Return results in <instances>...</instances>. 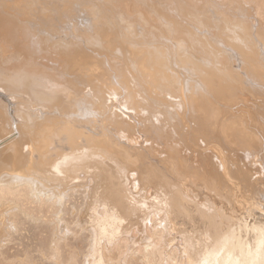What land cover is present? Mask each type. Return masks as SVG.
<instances>
[{"label":"bare ground","instance_id":"6f19581e","mask_svg":"<svg viewBox=\"0 0 264 264\" xmlns=\"http://www.w3.org/2000/svg\"><path fill=\"white\" fill-rule=\"evenodd\" d=\"M261 227L264 0H0L1 262L259 264Z\"/></svg>","mask_w":264,"mask_h":264},{"label":"rangeland","instance_id":"374dc122","mask_svg":"<svg viewBox=\"0 0 264 264\" xmlns=\"http://www.w3.org/2000/svg\"><path fill=\"white\" fill-rule=\"evenodd\" d=\"M97 47H98V46H97ZM96 51L98 52V49H96ZM201 189H202L201 191L204 190V192H205V189H203V188H201ZM79 196H81V195L78 194L77 197H79ZM203 196H204V195H203ZM75 197H76V195H74V199L72 200V198H71L72 201H71V200H70V201H71V202H75V201L78 200V201L75 202V203H76V204H80L81 201H82V200H80V197H79V198H77V197L75 198ZM81 199H82V198H81ZM79 200H80V201H79ZM81 206H82V205H81ZM26 224L29 225V226L26 225L29 229H31V227L33 226L32 224H29V223H26ZM30 225H31V226H30ZM44 226H45V225H44ZM33 227H34V226H33ZM33 227H32V228H33ZM35 228H36V229H35ZM35 228H33V232H32V229H31L30 231H28V230H29V229H28V230L26 231L28 234L24 231V233H23L22 236H21V239H22V240H19V243H18L17 240H15V242L12 241L13 243H12V242H9V243L7 244V247L5 246V247L3 248V250L6 251L7 253H9V252H10V253H11V252L13 253L14 251H19V252H20V251H22V249H24V248L26 247L27 244L35 243L36 240H37L36 242H39V241H42V242H43V241H45L46 238H47L46 235H48L49 233L46 232L45 235H39V230H40V229H37V227H35ZM34 229H35V230H34ZM36 230H37L38 233H36ZM34 231H35V233H34ZM30 232H32L31 234H32L33 238H32V236L30 235ZM78 232H79V231H78ZM78 232H77V240H79V238H81V239H82V243L80 242L81 239H80L79 241L76 240V242H77L79 245H81L80 248H81L82 250L85 251V250H86L85 248H86V246H87L86 244H87V242H88V241H86V240L89 239V237H88V235H87L88 233H87L86 231H85L86 233H85V232L81 233V231H80L79 233H78ZM25 234H26V235H25ZM81 234H82V235H81ZM23 235H24V236H23ZM28 235H29V237H27ZM83 235H85V236H83ZM69 236H70L69 238H71V239H69V241L73 240V238L71 237V235H69ZM78 236H80V237H78ZM81 236H82L84 239H83ZM23 237H24V238H23ZM34 237H35V239H34ZM38 237H39V239H41V240L37 239ZM87 237H88V238H87ZM28 238H31V239H28ZM23 239H24V240H23ZM26 239H28V240H26ZM29 240H30V242H29ZM84 240H85V241H84ZM20 241H21V242L24 241V242H23L24 248H23V245L20 243ZM25 241H26V242H25ZM27 241H28V242H27ZM33 241H34V242H33ZM25 243H27V244L25 245ZM21 245H22V247L19 249V247H20ZM82 245H83V246H82ZM84 245H85V246H84ZM11 246H12V248H11ZM31 247H32V249H34V246H31ZM5 248H6V249H5ZM10 248H11V251H9ZM16 249H17V250H16ZM12 250H13V251H12ZM82 250H81V252H84V251H82ZM0 262H1V258H0ZM2 262H3V263H2ZM2 262H1L2 264H5V261L2 260Z\"/></svg>","mask_w":264,"mask_h":264},{"label":"snow or ice","instance_id":"6c2138e0","mask_svg":"<svg viewBox=\"0 0 264 264\" xmlns=\"http://www.w3.org/2000/svg\"><path fill=\"white\" fill-rule=\"evenodd\" d=\"M258 231L260 235V240L257 245V252L260 256L259 264H264V227H261Z\"/></svg>","mask_w":264,"mask_h":264}]
</instances>
